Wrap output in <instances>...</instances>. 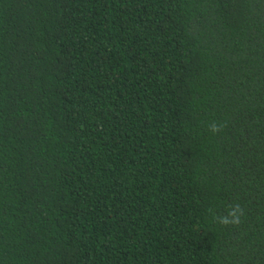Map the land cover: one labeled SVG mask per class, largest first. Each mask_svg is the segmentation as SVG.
Instances as JSON below:
<instances>
[{
	"label": "trees",
	"instance_id": "16d2710c",
	"mask_svg": "<svg viewBox=\"0 0 264 264\" xmlns=\"http://www.w3.org/2000/svg\"><path fill=\"white\" fill-rule=\"evenodd\" d=\"M0 264H264V0H0Z\"/></svg>",
	"mask_w": 264,
	"mask_h": 264
},
{
	"label": "clouds",
	"instance_id": "9594fccd",
	"mask_svg": "<svg viewBox=\"0 0 264 264\" xmlns=\"http://www.w3.org/2000/svg\"><path fill=\"white\" fill-rule=\"evenodd\" d=\"M211 130L213 132H219L221 129L216 124L211 125ZM240 214H242V209L237 204L231 208L226 216L220 217L219 222L225 226L231 224H239L240 223Z\"/></svg>",
	"mask_w": 264,
	"mask_h": 264
}]
</instances>
